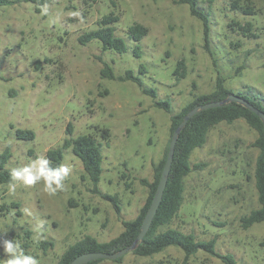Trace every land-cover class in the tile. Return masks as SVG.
Returning <instances> with one entry per match:
<instances>
[{"label": "rangeland", "instance_id": "rangeland-1", "mask_svg": "<svg viewBox=\"0 0 264 264\" xmlns=\"http://www.w3.org/2000/svg\"><path fill=\"white\" fill-rule=\"evenodd\" d=\"M231 2L199 0L210 15L208 46L202 20L175 0H53L46 14L24 0L0 7V155L8 147L11 151L6 167L47 159V150L70 136L69 124L74 137L94 134L104 156L99 191L71 149L63 160L70 170L64 189L55 195L44 191L43 181L32 186L18 182L15 191L9 182L1 184L0 241H13L37 264H56L86 234L101 242L117 236L123 220L135 218L145 204L149 189L141 179L154 178L172 113L156 107L135 82L103 77L104 62L116 75L134 70L146 86L157 89L159 99L172 102L174 113L196 94L213 91L219 75L233 93L251 97V88L264 99V0H241L253 6L251 15L233 9ZM110 13L119 16L113 25L127 51L105 50L98 39L81 44L79 36L98 28ZM232 20L250 21L256 36L232 30ZM135 23L149 28L139 42V58L129 33ZM180 60L187 69L183 78L175 73ZM141 64L146 72H140ZM18 128L33 130L35 139H18ZM104 128L107 139L101 135ZM257 135L243 118L213 126L207 142L191 154L183 204L164 228L192 233L201 241L214 239L216 250L233 255L238 264H264V221L249 228L241 224L244 215L260 206ZM104 194L118 197L120 212ZM43 240L54 245L44 248ZM8 258L0 243V264ZM101 264L226 263L204 249L186 258L182 248L169 246L151 256L131 251L122 262L104 259Z\"/></svg>", "mask_w": 264, "mask_h": 264}, {"label": "trees", "instance_id": "trees-1", "mask_svg": "<svg viewBox=\"0 0 264 264\" xmlns=\"http://www.w3.org/2000/svg\"><path fill=\"white\" fill-rule=\"evenodd\" d=\"M20 1L21 0H0V7L3 5L15 4ZM24 1L34 3L36 5V11L41 12L43 6L51 3L53 0ZM175 2L177 4H187L191 14L202 20L204 24V37L206 45L208 46L211 36L210 15L208 12L199 7V0H175ZM231 7L236 10H241V12L246 15L255 13L253 6L249 2L241 3V0H232ZM118 21L119 16L114 13L105 15L99 21L98 28L87 31L79 36L80 43L87 44L94 39H98L102 42L105 50L113 49L120 53L126 52L128 49L127 42L123 37L116 34V28L113 25ZM228 26L234 31L237 29L240 30L244 36H256L255 33H252L251 31L252 23L250 21L242 24L240 21L232 20L228 23ZM129 33L137 42L133 49L135 56L139 58L142 55V47L139 42L149 33V28L143 24L135 23L129 27ZM101 72L102 76L105 78L119 79L121 81L131 80L135 82L143 93L154 99V105L156 107L172 113L170 136L168 138L162 159L154 165L153 180H148L146 178L141 179L142 184L148 187L149 194L138 215L133 219L123 220V231L109 241L101 242L92 235H84L80 240L66 248L56 264H70L78 255L86 252L112 253L131 245L141 231L144 217L156 192L174 130L183 121L185 115L195 106L212 101H221L227 98L230 93H233L232 89L225 85V78L222 75H219L213 91L209 93L196 94L191 101L185 104L178 112L174 113L172 102L169 99H159L157 89L155 87L146 86L140 75L136 74L134 70L129 69L126 70L123 75H116L114 73V69L107 62H104V67ZM140 72H146L145 65L141 64ZM175 73L179 74L181 78L186 76L187 69L184 60H180L178 62ZM252 91L253 90H251V88L247 91L252 94L251 97L244 93L236 94L246 98L253 105L264 111V99L261 98L259 94L253 93ZM239 118L245 119L246 122L257 131L258 135L254 141V146L259 149L255 166V183L258 191L260 206L252 209L249 214L244 215L241 218V224L244 228H249L255 223L264 221V124L259 115L252 110L239 103L229 102L221 106L211 107L199 111L190 118L187 125L180 132L169 180L162 202L149 231L146 233L137 248L132 251L134 254L139 256H151L165 250L169 246H178L185 251L186 258L195 254L199 249H204L207 252L221 258L226 264H238L233 255L222 254L216 250V241L214 239L201 241L198 240L192 233H185L176 228L164 227L172 222L173 218L178 214L183 204L185 178L192 170L190 157L194 149L202 147L207 142L208 133L213 126L222 121L231 123ZM101 131L103 139H107L109 131L105 128L101 129ZM66 133L70 136L64 139L62 145L51 147L47 150L46 155L50 162V166L59 167L63 165L65 150L71 149L74 154L81 159L86 174L94 184L95 190L99 191L98 185L103 173L104 160L101 143L94 134L90 133L79 134L74 137L73 128L70 124L68 125ZM16 135L18 139L22 140H33L36 136L33 130L21 128L16 130ZM10 157L11 151L8 147L0 155V185L8 183L10 180L9 172L11 169L6 167ZM199 166L200 165L197 164L195 165V167ZM104 196L114 203L118 212L121 211L118 201L119 199L116 195L104 194ZM13 205L19 206V203H13ZM7 207V205H3L2 209H6ZM42 244L44 248L54 245L52 241L45 240L42 241ZM124 256L115 259V261L122 262ZM103 260L104 259H95L85 264H101Z\"/></svg>", "mask_w": 264, "mask_h": 264}, {"label": "water", "instance_id": "water-1", "mask_svg": "<svg viewBox=\"0 0 264 264\" xmlns=\"http://www.w3.org/2000/svg\"><path fill=\"white\" fill-rule=\"evenodd\" d=\"M229 102L239 103V104L247 107L248 109L252 110L253 112H255L256 114L259 115V117L261 118V120L264 124V111L259 109L255 105H253L246 98L241 97L240 95H237L236 93H230L227 98H225L221 101H212V102H208V103H204V104H199V105L195 106L194 108H192L185 115L183 121L179 124V126L174 130V132L172 134V138L170 140L169 149H168V153H167V158H166V161H165V164L163 167V171H162V174L160 177V181L158 183L156 192L153 196L151 205L149 206V209H148V211L144 217V220H143V223L141 226V231L138 234L135 241L131 245L124 247V248L120 249L119 251L112 252V253L86 252V253L80 254L70 264H85V263L92 261V260H95V259H113V260H115L121 256L126 255L127 253H129V252H131L137 248V246L143 240L146 233L149 231V229L153 223V220L155 218V215L159 209V206L162 202L164 192H165L168 180H169V175H170V171L172 168V164H173V160H174V156H175L176 145H177L178 138L180 136V132L187 125L190 118L192 116H194L195 114H197L199 111L204 110V109H208L211 107L221 106V105L227 104Z\"/></svg>", "mask_w": 264, "mask_h": 264}, {"label": "clouds", "instance_id": "clouds-1", "mask_svg": "<svg viewBox=\"0 0 264 264\" xmlns=\"http://www.w3.org/2000/svg\"><path fill=\"white\" fill-rule=\"evenodd\" d=\"M43 12L47 13L46 5L43 6ZM69 171V168L64 165L51 167L48 159L38 157L27 166L10 170L9 190L15 191L18 182L24 186H32L43 181L44 191L49 195H55L57 191L64 189V180ZM0 243L9 257L7 264H37V260L33 256L25 254L13 241L5 239Z\"/></svg>", "mask_w": 264, "mask_h": 264}]
</instances>
